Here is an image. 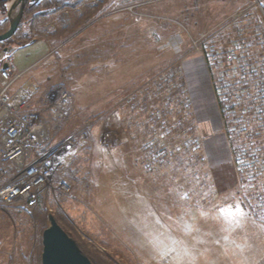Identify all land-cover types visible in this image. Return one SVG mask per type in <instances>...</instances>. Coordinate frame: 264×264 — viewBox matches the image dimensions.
<instances>
[{
    "label": "rangeland",
    "instance_id": "rangeland-1",
    "mask_svg": "<svg viewBox=\"0 0 264 264\" xmlns=\"http://www.w3.org/2000/svg\"><path fill=\"white\" fill-rule=\"evenodd\" d=\"M29 3L33 36L0 48L28 69L26 108L56 89L74 103L43 147L63 166L35 207H0V264H41L49 215L92 264H264V0ZM198 61L217 119L192 100Z\"/></svg>",
    "mask_w": 264,
    "mask_h": 264
},
{
    "label": "built area",
    "instance_id": "built-area-1",
    "mask_svg": "<svg viewBox=\"0 0 264 264\" xmlns=\"http://www.w3.org/2000/svg\"><path fill=\"white\" fill-rule=\"evenodd\" d=\"M27 72L15 68L10 48L0 50V207L34 208L53 171L63 166L61 150L43 147L70 111L74 97L56 89L45 109L28 110L33 92L26 84L17 86ZM109 137L104 134L99 144Z\"/></svg>",
    "mask_w": 264,
    "mask_h": 264
},
{
    "label": "water",
    "instance_id": "water-1",
    "mask_svg": "<svg viewBox=\"0 0 264 264\" xmlns=\"http://www.w3.org/2000/svg\"><path fill=\"white\" fill-rule=\"evenodd\" d=\"M28 1L36 0H13L7 12L8 27L0 33V43L10 39L16 33ZM32 42L30 41L27 45ZM3 50L8 48L4 46ZM48 220L49 225L42 232L41 264H92L52 215L48 216Z\"/></svg>",
    "mask_w": 264,
    "mask_h": 264
},
{
    "label": "trees",
    "instance_id": "trees-1",
    "mask_svg": "<svg viewBox=\"0 0 264 264\" xmlns=\"http://www.w3.org/2000/svg\"><path fill=\"white\" fill-rule=\"evenodd\" d=\"M52 1V0H51ZM61 1H63V0H61ZM28 2H30L29 4H33V5H30L31 7L32 6H37L38 4H39V2H40V0H36V1H34V2H31V1H28ZM27 2V3H28ZM51 4V2H49L48 4H46V6H49ZM69 4V3H68ZM67 5V3H61L60 1H57V2H55L54 1V3H52V5H50V7H52V10L53 11H57V10H60L62 7H65ZM37 10V9H36ZM35 10V11H36ZM23 13H26V12H23ZM33 23V20L32 19H26V21H25V19L23 20V21H21V23L20 24H25V25H23L21 28H19L18 27V29H17V31H16V37L15 38H13V39H8V40H6V41H4L3 43H0V48L3 46V45H5L6 43H10V42H12L13 44H20L22 41H24V40H26V39H29V38H31L32 36H33V27H34V23ZM20 26V25H19ZM24 26H26V28L24 27ZM3 27V24H0V32H2V28ZM10 41V42H9ZM246 88V87H245ZM249 88V87H248ZM232 91H233V89H232ZM217 92V91H216ZM217 95H218V93H217ZM221 95L219 94V105H220V107H221V109H222V116H223V118H224V121H225V124H226V126H229L228 125V116H229V111H230V109H228L227 111L226 110H224V103H223V96H222V98L220 97ZM248 97L249 96H247L246 97V99H248ZM250 99H253V97H249ZM240 114H241V116H243L244 115V112L243 111H241L240 112ZM230 125H231V123H230ZM244 129L242 128V129H240V131H243ZM252 138L253 137H251V134L249 133V132H247L245 135H244V139H242L241 141H240V143H238L237 142V140L235 139V141H234V139H232L231 140V142L232 143H234V145L236 144L237 146H234V152L235 153H237V152H243L245 149H247L246 148V146L247 145H249V146H252ZM248 149H250V148H248ZM243 154V153H242ZM235 156H238L237 154L235 155ZM244 161L245 162H250V160H252V159H249V158H247V157H245L244 156ZM262 164V163H261ZM261 164H257V163H253L252 162V166H251V168L250 169H256V168H259V166H261ZM253 172V171H252ZM247 175L248 174H246V175H242V178H245V177H247Z\"/></svg>",
    "mask_w": 264,
    "mask_h": 264
},
{
    "label": "crops",
    "instance_id": "crops-1",
    "mask_svg": "<svg viewBox=\"0 0 264 264\" xmlns=\"http://www.w3.org/2000/svg\"><path fill=\"white\" fill-rule=\"evenodd\" d=\"M13 61V58H12ZM196 65V64H195ZM190 71L193 76H196L199 78L197 80V85L200 83L199 86L193 85L192 87V93L193 98L192 100L198 107L206 106L207 113L204 115L207 118L214 119L218 118L217 111H216V105L214 103V91L212 85L209 83L208 78L206 79L205 73L203 72L202 65L200 61H198L197 68H193ZM198 88V89H197ZM204 112V110H203Z\"/></svg>",
    "mask_w": 264,
    "mask_h": 264
},
{
    "label": "flooded vegetation",
    "instance_id": "flooded-vegetation-1",
    "mask_svg": "<svg viewBox=\"0 0 264 264\" xmlns=\"http://www.w3.org/2000/svg\"><path fill=\"white\" fill-rule=\"evenodd\" d=\"M1 1H2V2H5V0H0V2H1ZM6 1H7V0H6Z\"/></svg>",
    "mask_w": 264,
    "mask_h": 264
}]
</instances>
